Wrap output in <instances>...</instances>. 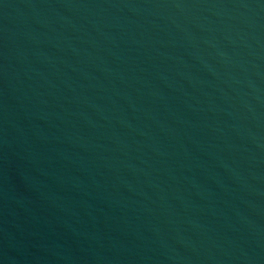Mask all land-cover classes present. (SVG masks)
<instances>
[{
	"label": "water",
	"instance_id": "water-1",
	"mask_svg": "<svg viewBox=\"0 0 264 264\" xmlns=\"http://www.w3.org/2000/svg\"><path fill=\"white\" fill-rule=\"evenodd\" d=\"M0 264H264V0H0Z\"/></svg>",
	"mask_w": 264,
	"mask_h": 264
}]
</instances>
